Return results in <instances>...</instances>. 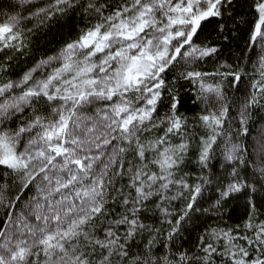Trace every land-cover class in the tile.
<instances>
[{
  "label": "snow or ice",
  "instance_id": "snow-or-ice-1",
  "mask_svg": "<svg viewBox=\"0 0 264 264\" xmlns=\"http://www.w3.org/2000/svg\"><path fill=\"white\" fill-rule=\"evenodd\" d=\"M0 264H264V0H0Z\"/></svg>",
  "mask_w": 264,
  "mask_h": 264
},
{
  "label": "trees",
  "instance_id": "trees-1",
  "mask_svg": "<svg viewBox=\"0 0 264 264\" xmlns=\"http://www.w3.org/2000/svg\"><path fill=\"white\" fill-rule=\"evenodd\" d=\"M236 42L242 44V43H243V40H242V39H239V40L236 41ZM233 223H235V221H233Z\"/></svg>",
  "mask_w": 264,
  "mask_h": 264
}]
</instances>
